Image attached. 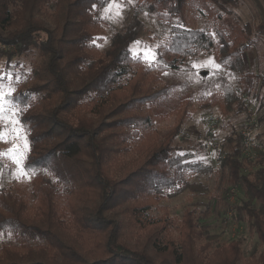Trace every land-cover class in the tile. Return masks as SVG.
I'll list each match as a JSON object with an SVG mask.
<instances>
[{"label":"trees","instance_id":"trees-1","mask_svg":"<svg viewBox=\"0 0 264 264\" xmlns=\"http://www.w3.org/2000/svg\"><path fill=\"white\" fill-rule=\"evenodd\" d=\"M110 1L0 0V44L16 49L0 47V58L34 51L40 57L28 84H18L13 94L29 135L25 167L32 176L35 205L30 207L25 196L11 188L0 187V264H205L208 257L207 246L196 249V209L185 213L177 239L170 232L173 221L167 207L159 205L165 192L206 190L190 177L214 170L191 161V155H173L174 140L197 91L187 92L184 104L173 110L174 124L162 135L156 121L164 118V99L178 81L154 84L162 81L164 72L214 50L250 92L260 75L246 70L244 53L258 31L252 22L218 24L216 39L209 30L188 24L189 5L205 8L220 22L219 10L229 13L228 6L240 0H139L109 47L97 52L93 42L105 23L100 9ZM50 3L55 6L54 27L37 15ZM146 11L173 31L156 48L151 63L131 50L144 28ZM258 28L264 30V21ZM214 105L226 114L244 109L225 79L223 91H212L201 100L203 107ZM242 147L243 134L237 132L232 151L219 157V168L245 191L248 199L236 205L237 213L249 220L264 244V169L254 176L242 173ZM120 153L130 162L116 176L111 167ZM154 206L165 213L149 216ZM241 244L237 238L218 246L207 264H241ZM257 264H264V250Z\"/></svg>","mask_w":264,"mask_h":264},{"label":"rangeland","instance_id":"rangeland-1","mask_svg":"<svg viewBox=\"0 0 264 264\" xmlns=\"http://www.w3.org/2000/svg\"><path fill=\"white\" fill-rule=\"evenodd\" d=\"M138 3L139 0H111L107 6L100 9L105 23L93 42L95 51L104 52L109 47L110 38L127 24ZM54 7V4L50 3L37 14L49 27H54ZM228 9L229 13L219 10L223 15L220 22L213 18L208 10L198 5H189L186 17L191 28L209 30L216 39L218 24L252 22L258 36L255 43L244 53V57L246 70L259 74L260 78L256 80L250 92L245 91L239 81V75L220 62L216 51L209 50L189 58L181 69L164 72L162 81L154 84L160 87L178 81V85L173 86L170 95L164 99V118L156 121V127L162 135L174 124L173 110L184 104L187 92L190 89L197 91L195 101L188 105L189 117L174 140L173 144L177 150L173 155L188 154L191 155V161H200L214 168L212 172L196 173L190 177V181L201 183L203 187H207L206 190L193 192L186 189L176 195L165 192L159 205L167 207V214L173 221L170 232L177 239L180 238L177 227L182 224L185 213L192 208L196 209V249L207 246L205 253L208 257L205 258V264L209 262L218 246L237 238L242 242L240 263L257 264L264 244L260 242L249 220L240 215L241 218L236 208V205L248 197L240 185L230 183L228 176L222 174L219 157L232 151L237 132L243 133L250 125L254 128L253 146L244 154L242 147L239 155L242 173L254 176L261 168L264 169V30L258 28L264 21V0H240L239 5L228 6ZM143 21L144 28L131 45V50L134 55L151 63L157 57L156 48L166 43L173 31L170 25L148 11L144 13ZM0 47L8 52L16 51L14 46L4 47L0 44ZM39 60L36 51L21 56L14 55L12 58L6 54L0 58V93L3 94L0 97V107L3 108L0 112V187L11 188L14 193L24 195L30 207H34L35 197L32 193V176L25 167L29 135L22 126L21 109L15 103L13 94L18 84H28L30 72ZM224 79L236 89L244 109L226 114L220 105L201 106L203 97L212 91H223ZM181 81L186 84L179 85ZM118 155V162L111 167L116 176H119L130 162L128 155ZM255 206L258 207L259 203L256 202ZM63 207L67 211L66 206ZM29 210L34 212L33 208ZM147 213L158 218L165 210L154 206ZM143 233L146 234L145 231ZM2 239L3 237H0V241ZM133 241L139 242V239Z\"/></svg>","mask_w":264,"mask_h":264},{"label":"built area","instance_id":"built-area-1","mask_svg":"<svg viewBox=\"0 0 264 264\" xmlns=\"http://www.w3.org/2000/svg\"><path fill=\"white\" fill-rule=\"evenodd\" d=\"M243 150L242 153H247L253 146L254 128L250 125L243 130Z\"/></svg>","mask_w":264,"mask_h":264},{"label":"snow or ice","instance_id":"snow-or-ice-1","mask_svg":"<svg viewBox=\"0 0 264 264\" xmlns=\"http://www.w3.org/2000/svg\"><path fill=\"white\" fill-rule=\"evenodd\" d=\"M2 93H0V97H2ZM3 111V108L2 107H0V112H2ZM0 139H2V136H0Z\"/></svg>","mask_w":264,"mask_h":264}]
</instances>
